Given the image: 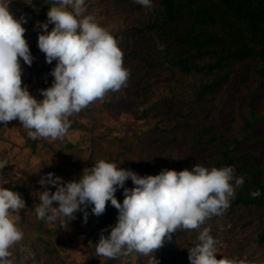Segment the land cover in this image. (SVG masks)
<instances>
[{
  "label": "trees",
  "instance_id": "obj_1",
  "mask_svg": "<svg viewBox=\"0 0 264 264\" xmlns=\"http://www.w3.org/2000/svg\"><path fill=\"white\" fill-rule=\"evenodd\" d=\"M152 2L154 7L148 9L133 0H90L96 7L97 21L120 41L124 66L131 70L128 94L154 122L143 137L114 135L97 143L89 160L95 164L103 159L136 173L142 171L148 160L154 161L159 172L191 170L195 164L209 169L234 167L235 174L245 178L244 184L236 189L224 215L206 221L200 230L209 228L218 241L217 259L235 257L245 264H254V248L264 258V158L250 152L238 153L242 143L251 138L258 119L254 95L247 103L249 117L230 116L224 124L214 118L227 103L233 81L264 87V0ZM51 6L53 0H34L28 25L35 26L47 19ZM159 45H163V51ZM29 48L30 52L35 50ZM55 65H46L45 72L51 73ZM52 82L53 78H48L47 83ZM69 119L70 129L83 126L73 117ZM242 119L245 122L240 126ZM237 127L242 128V135ZM26 140L33 150L40 147L43 153L59 160L52 170L63 173L65 182L78 179L86 169L79 140L68 135L62 141L33 140L28 135ZM258 140L264 142V136ZM171 154L180 159L164 162ZM132 156L137 161L130 162ZM5 178L11 182L3 183L0 179V186L24 197L27 213L23 222L28 232L25 243L30 241L35 251L30 250L33 255L28 252L26 258L13 254L14 264H65L56 240L50 237L52 228L37 219L38 195L34 196L21 179ZM125 187H134L130 179ZM50 189L55 191L54 187ZM257 189L261 196L252 198L250 193ZM115 196L122 203L123 189H118ZM54 206L58 205L54 202ZM106 215L105 223L111 231L118 211L110 202ZM215 220L219 224H212ZM200 230L182 229L173 234L172 240H166L155 253L159 264L190 263L188 250L198 243ZM149 259L134 252L108 259L106 264H148Z\"/></svg>",
  "mask_w": 264,
  "mask_h": 264
},
{
  "label": "clouds",
  "instance_id": "obj_2",
  "mask_svg": "<svg viewBox=\"0 0 264 264\" xmlns=\"http://www.w3.org/2000/svg\"><path fill=\"white\" fill-rule=\"evenodd\" d=\"M9 3L0 0V123L18 120L33 140L62 141L71 127L69 117L128 86L131 70L124 66L120 41L95 16L85 15V0H53L47 22L37 25L43 29L37 43L48 64L56 61L50 73L54 79L51 87L40 90L43 99L38 101L22 86L20 61L30 67L34 60L22 26L27 21L16 19ZM133 3L154 7L152 0ZM82 173L68 182L51 172L41 176L38 183L45 190L38 192L37 219L59 221V227L67 230V218L83 212L86 223L90 205L99 217L110 202L118 211L117 223L108 236L101 232L96 254L118 259L135 252L150 257L148 264H159L155 253L178 229L200 230L206 221L224 215L245 181L232 166L209 169L195 164L191 170L163 169L158 175L140 176L103 159ZM129 179L132 188L125 187ZM118 189H123L122 203L115 196ZM250 195L258 198L261 192L257 189ZM24 208L19 192L0 186V264H14L11 249L20 244L24 233L13 217ZM210 231H199L198 243L188 250L190 264H245L235 257L217 259L218 241Z\"/></svg>",
  "mask_w": 264,
  "mask_h": 264
},
{
  "label": "rangeland",
  "instance_id": "obj_3",
  "mask_svg": "<svg viewBox=\"0 0 264 264\" xmlns=\"http://www.w3.org/2000/svg\"><path fill=\"white\" fill-rule=\"evenodd\" d=\"M8 7L16 19L19 20L22 17L26 19L27 22L22 24L26 28L25 38L29 47L35 49L31 54L36 63H32L29 67L24 64L22 59L20 61L23 68L22 86L26 85L31 95L36 96L38 100H42L43 96L40 90L51 87L53 82L48 84L47 80L53 77L50 73L45 72V66L50 64L46 62L45 54L38 48V35L43 29L37 27V25H28L34 10V0H10ZM85 7V15L91 14L96 17V7L90 3V0H85ZM69 10L71 9L69 8ZM46 22L47 19L42 20L40 23ZM52 27L53 25L50 24L48 30L51 31ZM52 64H56V61H53ZM39 68H41L40 73H37ZM229 89L231 95L223 109L214 118V121L224 124L230 116L244 115L249 117V106L247 103L254 95L258 119H256L251 138L242 143L238 153L250 152L257 158H264V142L258 140L264 136V87L243 85L238 81H233ZM73 118L81 122L83 126L69 129L67 135L73 140L80 141L86 169L94 165L89 160L90 152L94 145L99 142H105V139L114 135L128 134L135 137H143L154 122L152 118H147L144 115L143 107L128 94L127 88H122L118 92H109L104 99L90 104ZM244 122L245 120L242 119L240 126L244 125ZM237 130L241 135L244 133L242 128L237 127ZM28 131L22 127L18 120H13L7 125L0 123V163L3 164V167H0V179L3 183L11 182L10 178H5L6 176L21 179L32 189V194L37 196L39 195L38 192L44 190L38 183L41 176L51 172L61 177L64 181V174L55 173L52 170L59 162L58 159L43 153L40 147L32 149L26 140ZM179 159V155L171 154L164 159V162L170 163ZM135 161H137L136 157H130V162ZM11 171H13L12 174H10ZM159 171L154 161L148 160L142 171L137 174L140 176L158 175ZM48 187L52 188L53 186L49 185ZM108 207L109 202L106 209ZM91 208L92 206L90 205L86 209L88 212L86 223H84L83 212H77L76 216L67 218L70 222L67 230L59 227V221L46 224V226L48 225L52 228L50 237L56 240L62 257L66 260L65 264H106L108 261L107 258L96 254V244L100 239L101 232L103 231L105 236L110 233L105 223L107 218L106 211L97 217L92 214ZM25 213L27 212L24 208L13 217L18 227L22 229L24 239L11 249L13 254H18L24 258L27 257L30 250L32 253L35 252L33 247H31L30 241L28 245L25 243L27 240L25 235L28 233L24 229L23 216ZM212 224H219V221L215 220ZM180 230L182 229H178L175 235ZM176 243L180 245L179 241ZM252 257L254 264H264V258L257 248L253 249Z\"/></svg>",
  "mask_w": 264,
  "mask_h": 264
}]
</instances>
